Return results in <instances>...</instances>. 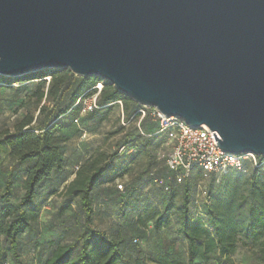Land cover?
I'll return each mask as SVG.
<instances>
[{
  "label": "water",
  "instance_id": "water-1",
  "mask_svg": "<svg viewBox=\"0 0 264 264\" xmlns=\"http://www.w3.org/2000/svg\"><path fill=\"white\" fill-rule=\"evenodd\" d=\"M60 69L264 157V0H0V76Z\"/></svg>",
  "mask_w": 264,
  "mask_h": 264
},
{
  "label": "trees",
  "instance_id": "trees-1",
  "mask_svg": "<svg viewBox=\"0 0 264 264\" xmlns=\"http://www.w3.org/2000/svg\"><path fill=\"white\" fill-rule=\"evenodd\" d=\"M31 76L42 80L32 95L38 115L26 113L11 127L0 129V146L9 150L14 165L7 171L0 192V237L7 244L4 249L0 242V264L5 263L7 255L15 264H22L19 238L38 229L44 207L38 202L41 187L55 174L67 172L64 145L68 139L61 134L60 121L73 116L74 122L79 123L81 116L89 115L102 124L113 107L120 103L124 105L127 120L138 124L119 145L115 158L129 155L135 160L144 155L147 177L163 187L158 207L142 201L131 183L129 188L126 186V200L120 202L118 214L121 219H126V207L129 206L135 214L134 226L147 228L152 224L155 232L169 229L175 223L177 237L186 242V260L181 261L166 252L147 258L130 234L109 238L92 228L93 194L106 183L109 160L105 155H98L82 162L74 179L61 193L67 204L64 210H71V204L77 201L84 217L80 226L82 233L73 242L52 243L53 250L44 264H223L224 261L231 263V257L241 244L256 250L257 258L264 263V165L259 168L246 165L245 171L227 169L220 174H211L209 185L201 190L204 201L199 204L193 190L200 188V182L205 180L200 169H194L180 183L171 173L172 184L159 179L158 166L164 164L159 154L167 149L166 139L156 135L158 125L149 113L140 122L142 106L106 80L97 76L79 77L68 69L42 71L21 78L0 76V84L13 88L12 85L17 83L21 89ZM98 85L102 86L101 91H98ZM96 95L97 108L83 114V101ZM122 148L124 150L120 152ZM259 161H264V157H259ZM18 182L24 194L18 202L11 204ZM117 190L115 192H119ZM194 208L197 210L192 212ZM129 250L139 254L140 258L127 259Z\"/></svg>",
  "mask_w": 264,
  "mask_h": 264
},
{
  "label": "rangeland",
  "instance_id": "rangeland-1",
  "mask_svg": "<svg viewBox=\"0 0 264 264\" xmlns=\"http://www.w3.org/2000/svg\"><path fill=\"white\" fill-rule=\"evenodd\" d=\"M32 78L35 77H28L25 87L21 89L18 88L20 86L17 83L12 85L13 88L0 84V129L11 127L14 121L26 113H34L35 117L38 115L36 100L32 95L42 80ZM74 118L70 116L60 121L61 134L68 139L64 145L67 172L55 174L41 187L38 202L44 207L38 229L35 233H27L19 238L22 264H44L53 250L52 243H70L82 233L83 229L80 226L83 225L84 217L77 201L71 204V210H64L67 204L61 193L64 187L74 179L82 162L98 155H105L109 160L106 163L108 166V172L105 174L106 183L98 187L93 194L92 228L105 233L109 238L130 234L138 241L137 245L147 258L166 252L185 261L186 242L177 237L175 223L169 229L155 232L152 224H148L147 228L134 226L132 221L135 214L131 212L129 206L126 207V219H121L118 214L120 202L122 199L126 200L124 196L126 186L129 188L131 183L137 188L136 195L142 201L159 207L161 198L163 186L159 182L150 181L147 177L144 155L136 157L135 160H131L132 156L129 155L115 158L119 145L134 132L138 122L127 120L123 103L115 105L108 119L102 124L89 118V115L81 116L79 123H75ZM12 168L14 165L9 157V150L0 146V192L4 187L7 171ZM209 182L210 179L206 178L200 182V188L194 187L193 196L199 204L204 201L201 190L204 186H208ZM118 185H122L123 189L117 190ZM116 190L119 192H115ZM23 194L21 183H16L10 203L18 202ZM179 202L180 198L176 200L177 204ZM195 210L197 209L194 208L192 212ZM0 242L6 249L5 239L0 237ZM126 242L129 243V240L126 239ZM138 258H140L139 254L133 250L127 252V259L133 261ZM4 264L15 263L7 255ZM223 264L264 263L257 258L256 250L241 244L236 254L231 257V263L224 261Z\"/></svg>",
  "mask_w": 264,
  "mask_h": 264
},
{
  "label": "built area",
  "instance_id": "built-area-1",
  "mask_svg": "<svg viewBox=\"0 0 264 264\" xmlns=\"http://www.w3.org/2000/svg\"><path fill=\"white\" fill-rule=\"evenodd\" d=\"M97 89L101 91L102 86L98 85ZM97 97L98 95L83 101V114L97 108ZM142 107L140 122L149 113L158 125L156 135L165 137L167 147L159 157L179 183L188 178L196 168L202 171L206 179L211 174H220L227 169L245 171L246 165L252 168L264 165V161H259V157L253 154L234 155L223 152L217 145L218 141L214 140L213 134L216 132L205 126L193 128L181 119L164 116L153 107ZM123 150L124 148L120 152ZM117 188L122 190L123 186L118 185Z\"/></svg>",
  "mask_w": 264,
  "mask_h": 264
},
{
  "label": "crops",
  "instance_id": "crops-1",
  "mask_svg": "<svg viewBox=\"0 0 264 264\" xmlns=\"http://www.w3.org/2000/svg\"><path fill=\"white\" fill-rule=\"evenodd\" d=\"M155 131H158V129H156ZM157 173H158V176L160 177L159 179L161 180V182L164 181L166 184H169V185L172 184V181L170 182L171 174L165 168L163 163L161 167H158Z\"/></svg>",
  "mask_w": 264,
  "mask_h": 264
}]
</instances>
